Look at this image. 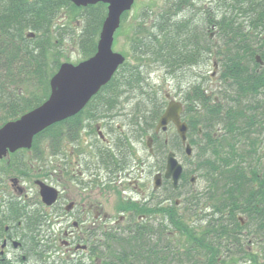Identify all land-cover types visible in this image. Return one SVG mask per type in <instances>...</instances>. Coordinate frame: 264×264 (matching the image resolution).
Instances as JSON below:
<instances>
[{
    "label": "trees",
    "instance_id": "1",
    "mask_svg": "<svg viewBox=\"0 0 264 264\" xmlns=\"http://www.w3.org/2000/svg\"><path fill=\"white\" fill-rule=\"evenodd\" d=\"M212 2L215 6L198 8L203 12L200 26L192 18L197 14L194 0H170L167 8L154 12L150 25L140 22L131 38L132 62L126 61L83 111L36 135L33 145L44 136L53 144L64 124L76 131L85 121L82 115L91 118L93 108L120 105L124 92H136L146 106L156 107L159 103L154 101H163L166 92L148 84L150 69L162 68L180 83L185 69L212 57L221 69L219 90L208 96L201 81L182 96L193 156L189 159L184 153L189 166H184V180L174 192L186 197V218L202 222V235L210 244L201 255L206 257L204 264H217L220 256L221 264H239L246 256L254 264H264V0ZM186 8L193 10L191 17L178 19ZM63 9L73 14L71 21L79 23L78 29L59 23ZM106 16L103 3L78 8L65 0H0V101L7 99L10 105V110L2 107L10 113L9 119L0 120V127L48 99L67 34L86 59L96 53ZM206 26L215 28L216 40L211 38L213 29L207 31ZM144 117L148 125L151 114ZM159 149L163 169L168 151L183 152L177 134L169 136L168 144L161 140ZM190 175L204 180V191L194 192ZM242 230L254 237V253L242 247ZM197 234L191 230L189 235ZM214 242H224L225 247L219 251L211 245ZM148 260L159 264L158 259Z\"/></svg>",
    "mask_w": 264,
    "mask_h": 264
},
{
    "label": "flooded vegetation",
    "instance_id": "2",
    "mask_svg": "<svg viewBox=\"0 0 264 264\" xmlns=\"http://www.w3.org/2000/svg\"><path fill=\"white\" fill-rule=\"evenodd\" d=\"M220 71L218 65L214 75L196 73L208 96V82ZM173 100L183 104L185 113L186 102L173 93L166 92L163 101H154L158 106L149 107L136 92H124L120 105L93 108L94 115L76 131L64 124L53 144L47 139L44 148L32 145L0 159V264H52L43 257L57 251L60 264H154L148 259L191 264L196 258L204 262L201 255L210 244L202 235V222L185 217L186 197L177 195L174 190L179 187L171 189L172 180L164 177L171 151L163 169L159 143L168 144L177 129L173 123L167 131L157 133L156 128ZM78 131L81 139L76 140ZM140 146H146V154H140ZM42 184L56 192L52 204L44 202ZM191 230L198 234L190 237ZM240 235L245 239L242 247L254 253V237L247 230ZM167 236L173 240L170 244ZM211 245L219 251L225 247L224 242ZM221 260L222 256L217 264ZM246 263L253 264L251 256L240 259V264Z\"/></svg>",
    "mask_w": 264,
    "mask_h": 264
},
{
    "label": "water",
    "instance_id": "3",
    "mask_svg": "<svg viewBox=\"0 0 264 264\" xmlns=\"http://www.w3.org/2000/svg\"><path fill=\"white\" fill-rule=\"evenodd\" d=\"M76 7L107 5V16L103 22L96 53L78 64L64 62L50 81V96L40 106L25 113L20 118L4 124L0 128V159L20 149H30L36 135L50 126L65 121L80 113L91 99L114 77L119 67L125 63V56L113 49L115 35L120 28L121 18L132 9L135 0H65ZM217 66V65H216ZM215 72L213 73V75ZM184 107L173 100L161 116L156 132L167 131L170 123L176 126L177 134L185 147V155L191 159L193 147L188 141L189 126L182 121ZM199 130V134H201ZM148 146H151L150 140ZM184 174V166L177 154L171 151L167 156L164 177L171 179L173 187H179ZM196 176L191 177L195 184ZM161 185V176L157 177V186ZM44 202L52 204L56 192L41 185ZM244 224V222H242Z\"/></svg>",
    "mask_w": 264,
    "mask_h": 264
},
{
    "label": "rangeland",
    "instance_id": "4",
    "mask_svg": "<svg viewBox=\"0 0 264 264\" xmlns=\"http://www.w3.org/2000/svg\"><path fill=\"white\" fill-rule=\"evenodd\" d=\"M170 0H135V3L133 5V8L127 13V15H125L124 17L122 16L121 19V25H120V29L116 34V38H115V42H114V46L113 49L117 52H121L122 54H124L127 57V62L130 63L132 62V58H131V38L133 36V33L135 31V28L139 25L140 22L145 21V23L147 22V25H150L149 22H151V19L154 17V12H159L162 11L163 8H167L168 7V2ZM213 0H194V2L196 3L195 8L192 7V9H194V13H197L196 16L195 14L192 16V18L194 19L195 24H199L202 25L201 21L203 19V12L197 11L198 8H208V6H215V3L212 2ZM69 11V10H67ZM66 9H63L60 12V17H59V23L60 24H64L66 23L67 28H74L77 27L76 29H78L79 27V23H75L72 22L71 19H73V14H67ZM183 12L180 13L182 14L180 16V14L177 15L178 19H181L183 17H191L192 15V11L193 10H188L183 9ZM142 16H146V17H142ZM207 25V23L205 24ZM209 26V25H207ZM206 26V28H207ZM210 29H213L211 31L214 32V34L212 35V39L216 40V36H215V28H213L212 26L210 28H207V31H210ZM74 33L76 34L75 39H77V31H74ZM66 34V33H65ZM30 36H34V33H31ZM70 36V34H67L65 37V40H63L62 45H61V55H59L60 58V64L64 63V62H71V63H79L80 61L86 59L87 55L86 53H84L81 50V47L78 45L77 41H73V39H68V37ZM198 63H202V61H199ZM214 70V60L212 59V57H209V60L206 61V63L202 64L201 66L198 67H194L193 69H185V73L189 76L186 77L182 76V81L179 83L178 80L176 81V79H174L172 77L171 74H167L166 71L162 68H156L154 67L153 69H150L147 73H146V77L148 79V84L151 86V88L155 87L156 89H161L164 92H170L173 93L178 99H181L183 94H185L186 90H189L192 86L193 83H199L200 79H198V75H196V73L200 72V74L202 75L203 73H208L206 75H210L212 74ZM215 71V70H214ZM221 72H218L216 74L217 78L215 80H212L210 78L209 83V90L213 91V92H217L219 90V88L222 86L221 80H220V76ZM0 76H2V72L0 70ZM185 77V78H184ZM189 79V80H187ZM201 82V81H200ZM3 105H5V107H7L8 110H10V105H9V100L4 99L3 101H0V120H7L9 119V117L7 118L6 116L10 113L5 111L2 107ZM87 114L86 115H82V120L87 119ZM84 127V126H83ZM174 131V130H172ZM83 132V131H82ZM81 131L76 132L74 139L79 140L81 139V135H80ZM84 137V135H83ZM86 139V137H85ZM47 137H42L41 139H39L37 141V143L34 144V146L36 147H40V148H44V144H47L48 142L46 141ZM46 142V143H45ZM44 143V144H43ZM52 146V145H51ZM49 145V147H51ZM52 148V147H51ZM140 154L143 153L146 154L145 150L146 146H140ZM50 152H47V155L50 156ZM142 152V153H141ZM184 149L183 152L178 154V157L180 159V161L183 163V165L185 167H187L188 164H186L185 162V156H184ZM49 159L53 162H55V158L54 157H49ZM54 164V163H53ZM189 166V165H188ZM35 175H40V173H36ZM39 176H33V179H39ZM194 192H202L204 191L205 188V182L204 180L201 179H197L196 184L194 186ZM186 217V216H185ZM172 238H170V236H167V242L170 244L172 242ZM185 248V247H184ZM58 252L55 253H50L47 254L43 257L45 262L50 261L52 264H60L61 262L58 259ZM206 261V259H204V262ZM177 264V263H176ZM179 264H189V263H185L184 261L182 263ZM191 264H203V262L200 263V260H198V262H192ZM240 264V263H239ZM247 264V263H246ZM254 264V263H253Z\"/></svg>",
    "mask_w": 264,
    "mask_h": 264
},
{
    "label": "bare ground",
    "instance_id": "5",
    "mask_svg": "<svg viewBox=\"0 0 264 264\" xmlns=\"http://www.w3.org/2000/svg\"><path fill=\"white\" fill-rule=\"evenodd\" d=\"M78 8H87V7H78ZM257 61H258L259 63L261 62L259 56H257ZM60 66H61V65H60ZM58 70H59V69H58ZM58 70H57V71H58ZM57 71H56V72H57ZM56 72H55V74H56ZM55 74H54V75H55ZM54 75H53V76H54ZM53 76H52V77H53ZM51 79H52V78H51ZM51 79H50V81H51ZM49 84H50V82H49ZM50 91H51V88H50ZM83 110H84V109H83ZM83 110H82V111H83ZM23 115H24V114H23ZM21 116H22V115H21ZM21 116H20V117H21ZM20 117H19V118H20ZM17 119H18V118H17ZM56 124H57V123H56ZM39 134H40V133H39ZM172 187H173V186H172ZM173 189H175V188L173 187ZM239 219H240L241 222H242V221H245V220L242 218V216H241Z\"/></svg>",
    "mask_w": 264,
    "mask_h": 264
}]
</instances>
